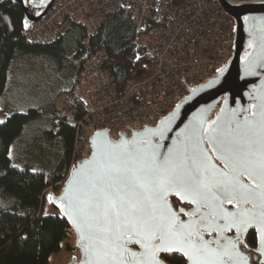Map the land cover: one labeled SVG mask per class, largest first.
<instances>
[{"label":"snow or ice","instance_id":"obj_1","mask_svg":"<svg viewBox=\"0 0 264 264\" xmlns=\"http://www.w3.org/2000/svg\"><path fill=\"white\" fill-rule=\"evenodd\" d=\"M253 116L242 124L230 121L227 130L201 127L182 153L162 160L123 139L105 142L99 156L93 152L68 197V214L75 217L89 257L84 264H164L160 254L173 252L189 264H247L238 244L252 227L264 254V110ZM205 140L223 171L212 163ZM242 176L250 183H242ZM170 195L194 205L184 215L198 219L180 221L168 203ZM225 203L236 210L226 211ZM233 229L234 239L224 235ZM213 232L216 239H204ZM129 244L141 252L131 251Z\"/></svg>","mask_w":264,"mask_h":264},{"label":"built area","instance_id":"obj_2","mask_svg":"<svg viewBox=\"0 0 264 264\" xmlns=\"http://www.w3.org/2000/svg\"><path fill=\"white\" fill-rule=\"evenodd\" d=\"M226 1L233 6L264 2ZM117 10L132 16L136 33L143 37L135 45L148 63L140 78L119 90L104 65L106 54L87 58L71 96L83 113L68 120L75 132L71 165L88 156L89 140L96 131L107 129L116 138L148 125L154 115L157 120L172 113L187 95L183 82L205 85L232 52L235 22L218 0H56L46 17L21 37L47 47L70 24L82 25L93 37L100 22ZM62 184L53 190L59 191Z\"/></svg>","mask_w":264,"mask_h":264},{"label":"trees","instance_id":"obj_3","mask_svg":"<svg viewBox=\"0 0 264 264\" xmlns=\"http://www.w3.org/2000/svg\"><path fill=\"white\" fill-rule=\"evenodd\" d=\"M22 20L18 7H0V97L8 82L10 64L18 52L53 53L65 41L72 44V53L79 59L75 87L83 65L93 54H106L104 65L119 90L140 78L148 63L143 50L135 45L136 39L142 40L143 37L136 33L132 16L125 10L106 16L99 24L96 36L88 37L82 25L70 24L59 40L47 47L30 44L21 37L25 32ZM86 40L89 41L87 47ZM68 106L73 118L79 119L83 115L74 100L71 99ZM58 112L53 114L56 120L54 130L61 142L64 170L51 178L34 172L30 166L14 167L10 164V145L38 113L11 114L0 123V190L14 200V211L0 209V264H58L64 246L72 242L67 223L46 204L45 199L49 189L64 181L73 157L74 128L66 113Z\"/></svg>","mask_w":264,"mask_h":264},{"label":"water","instance_id":"obj_4","mask_svg":"<svg viewBox=\"0 0 264 264\" xmlns=\"http://www.w3.org/2000/svg\"><path fill=\"white\" fill-rule=\"evenodd\" d=\"M55 1L0 0V7L4 5L18 7L23 15V29L27 31L46 17ZM218 1L226 14L235 22L233 48L226 65L216 72L205 85L194 87L184 81L183 86L187 95L179 101L172 113L158 118L155 124L144 125L141 129L129 133H121L116 138L107 129L96 131L89 140L88 156L69 167L59 191L50 190L46 194V204L56 210L58 215L65 220L72 235V242L66 244L63 249V252L69 255V260L65 264H84L89 259L81 247L82 241L73 223L75 217L68 214V197L79 186L78 182L85 171L82 166L89 165V162L93 160V152L99 156L105 142L115 145L121 143L123 139L130 142L128 147H135L148 153L156 152L159 154L157 159L162 160L169 154L182 153L185 147L193 142L194 132L201 127L219 126L227 130L230 121L242 124L245 119L253 120L254 113L259 114L264 110V2L233 6L226 0ZM152 118H155V115ZM231 127L234 128L235 123H232ZM144 140H148L149 143H143ZM203 147L207 150L208 156L216 168L223 171L224 164L216 158L206 140ZM241 182L250 183L243 176ZM172 199L181 205L191 206V209L184 212L174 210ZM168 203L172 210L178 214L180 221L188 223L191 219H198V217L184 215L185 212H191L194 205L187 201L181 202L177 195H170ZM223 207L229 212L236 210L232 204L228 203H225ZM246 207L252 209L251 204ZM181 214L185 216L184 220ZM232 231L235 232V229ZM232 231L226 232L224 235L234 239L236 232L235 236H228ZM249 231L256 233L257 247L254 253L260 257L262 264L264 254L259 250L258 234L255 227L249 228L247 232L243 233L241 241ZM204 239H216L215 232L211 235L205 233ZM154 243L159 244L160 241L155 240ZM212 246L215 247V245ZM128 248L137 254L141 252L140 247L135 244H129ZM167 254L179 255L184 258L186 264H189V261L178 252L161 253V259ZM164 264L167 263L164 262ZM247 264H250L248 260Z\"/></svg>","mask_w":264,"mask_h":264},{"label":"rangeland","instance_id":"obj_5","mask_svg":"<svg viewBox=\"0 0 264 264\" xmlns=\"http://www.w3.org/2000/svg\"><path fill=\"white\" fill-rule=\"evenodd\" d=\"M71 49L72 44L65 41L53 53L18 52L13 58L7 88L0 98V103L7 106L0 111V122L3 123L11 114H25L29 110L36 111L38 116L26 123L21 135L10 145L11 166H30L34 172L47 178L63 172L61 142L54 130L53 108L55 100L60 98L55 103L61 111L58 113H66V118L70 119L72 112L68 105L71 99L63 97L68 96L75 82L79 62ZM0 209L14 211V200L1 190ZM62 256L58 264L69 260V255L64 252Z\"/></svg>","mask_w":264,"mask_h":264},{"label":"flooded vegetation","instance_id":"obj_6","mask_svg":"<svg viewBox=\"0 0 264 264\" xmlns=\"http://www.w3.org/2000/svg\"><path fill=\"white\" fill-rule=\"evenodd\" d=\"M156 123V119H151L148 123V125H153ZM172 207L176 211H188L191 209V206L188 205H181L178 201L175 199H172ZM182 219H185V216L181 214ZM229 237L235 236V232H230L228 234ZM257 247V238H256V233L254 231H249L246 233L243 237V240L238 244V249L241 251L242 254H244L249 261L250 264H261V259L258 257L255 253L254 250ZM180 259H179V258ZM162 260L166 262L167 264L171 263H179V264H186V261L184 258H182L179 255L176 254H167L162 257Z\"/></svg>","mask_w":264,"mask_h":264},{"label":"crops","instance_id":"obj_7","mask_svg":"<svg viewBox=\"0 0 264 264\" xmlns=\"http://www.w3.org/2000/svg\"><path fill=\"white\" fill-rule=\"evenodd\" d=\"M9 70H10V69H9ZM76 72H77V69H76ZM8 78H9V73H8ZM7 83H8V82H7ZM75 84H76V79H75V82H74L72 88L69 90V94H68V96L63 97V98H65V100H66V99L69 100V97H70L71 91H73V89H74V87H75ZM6 88H7V84H6ZM6 88H5L4 92H3V94L5 93ZM3 94H2V96H3ZM0 98H1V97H0ZM61 98H62V97H61ZM59 99H60V98H57V100H55V103H56L57 101H59ZM69 102H70V101H69ZM1 103H2V104H1ZM1 103H0V111L3 110V109H7V106H6L3 102H1ZM55 103H54L53 112L59 110L58 107H56L57 105H55ZM30 111H34V110H29L28 112H30ZM59 111H60V110H59ZM60 112H61V111H60ZM14 114H18V113H14ZM25 114H27V113H25ZM0 120H1V118H0ZM53 120H54V118H53ZM0 123H1V122H0ZM54 123H56V120H54Z\"/></svg>","mask_w":264,"mask_h":264}]
</instances>
